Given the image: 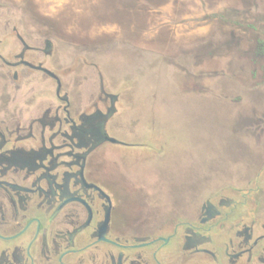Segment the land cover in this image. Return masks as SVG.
Returning a JSON list of instances; mask_svg holds the SVG:
<instances>
[{
  "label": "flooded vegetation",
  "instance_id": "1",
  "mask_svg": "<svg viewBox=\"0 0 264 264\" xmlns=\"http://www.w3.org/2000/svg\"><path fill=\"white\" fill-rule=\"evenodd\" d=\"M249 30L235 49L113 43L65 61L35 28L2 27L0 264H264V30ZM126 48L211 107L217 149L169 161L182 140L165 116L101 66Z\"/></svg>",
  "mask_w": 264,
  "mask_h": 264
},
{
  "label": "rangeland",
  "instance_id": "2",
  "mask_svg": "<svg viewBox=\"0 0 264 264\" xmlns=\"http://www.w3.org/2000/svg\"><path fill=\"white\" fill-rule=\"evenodd\" d=\"M13 25L32 27L50 37L59 58L65 61L80 52L94 57L98 48L113 43L157 50L160 44L173 47L228 40L235 49L232 32L238 37L251 32V27L264 30V0H0V29ZM99 58L105 74L128 84L130 105L164 115L182 140L172 146L169 161L181 160L186 148L192 147L201 159L217 149L212 140L211 107L172 96L163 75L169 74L170 68L163 65L156 69L127 48L103 52ZM188 85L199 89L201 81L190 79ZM111 147L128 149L118 144ZM186 183L182 182L183 187Z\"/></svg>",
  "mask_w": 264,
  "mask_h": 264
}]
</instances>
